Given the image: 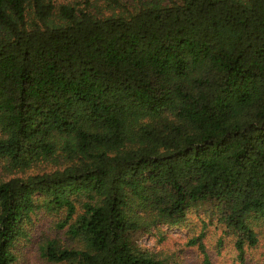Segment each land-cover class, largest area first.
I'll use <instances>...</instances> for the list:
<instances>
[{
    "label": "trees",
    "instance_id": "1",
    "mask_svg": "<svg viewBox=\"0 0 264 264\" xmlns=\"http://www.w3.org/2000/svg\"><path fill=\"white\" fill-rule=\"evenodd\" d=\"M0 264H175L139 240L264 219V0H0Z\"/></svg>",
    "mask_w": 264,
    "mask_h": 264
},
{
    "label": "rangeland",
    "instance_id": "2",
    "mask_svg": "<svg viewBox=\"0 0 264 264\" xmlns=\"http://www.w3.org/2000/svg\"><path fill=\"white\" fill-rule=\"evenodd\" d=\"M67 1V0H59ZM12 174V173H11ZM7 174L0 164V178ZM201 210L190 212L186 224L182 227H166L160 225L144 234L139 242L150 251L159 252L175 264H202L203 256L196 244L189 241L202 230V220L207 221ZM55 218L43 211L33 217L29 226V239L20 240L14 247L16 261L14 264H51L41 255L39 246L48 239H55L62 244L71 245L65 229L55 226ZM258 242L255 246H245L244 254L239 257L235 247L236 236L230 233L224 225L212 223L204 230L202 242L211 264H264V219L259 220L254 227Z\"/></svg>",
    "mask_w": 264,
    "mask_h": 264
}]
</instances>
